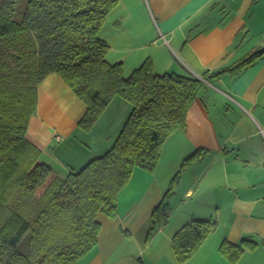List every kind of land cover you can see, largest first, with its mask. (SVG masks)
Instances as JSON below:
<instances>
[{"label":"crops","instance_id":"crops-1","mask_svg":"<svg viewBox=\"0 0 264 264\" xmlns=\"http://www.w3.org/2000/svg\"><path fill=\"white\" fill-rule=\"evenodd\" d=\"M99 37L110 48L107 62L120 64L126 79L150 62L158 76L203 80L264 50V0H122ZM205 83L185 131L163 145L155 172L136 168L118 216L99 214L98 245L78 264H180L174 237L213 219L216 231L187 264H231L221 253L224 241L261 256L249 264H264V55L237 77ZM131 110L117 97L84 131L87 106L51 74L38 87L27 139L40 149V163L67 178L112 149ZM199 151L203 156L185 166ZM176 178L168 221L148 239L153 212Z\"/></svg>","mask_w":264,"mask_h":264},{"label":"trees","instance_id":"trees-1","mask_svg":"<svg viewBox=\"0 0 264 264\" xmlns=\"http://www.w3.org/2000/svg\"><path fill=\"white\" fill-rule=\"evenodd\" d=\"M121 1L0 0V264H78L98 245L99 214L118 216L119 196L133 171L155 172L167 139L185 131L205 82L237 77L264 55L259 50L203 80L158 76L150 62L126 79L120 64L107 62L110 48L99 37ZM51 74L87 106L79 124L84 131L115 98L132 106L112 149L67 178L40 163V149L27 139L38 87ZM177 183L154 210L148 239L166 225ZM217 227L213 219L181 229L173 239L178 262L187 264ZM221 253L237 264L243 250L224 241Z\"/></svg>","mask_w":264,"mask_h":264},{"label":"rangeland","instance_id":"rangeland-1","mask_svg":"<svg viewBox=\"0 0 264 264\" xmlns=\"http://www.w3.org/2000/svg\"><path fill=\"white\" fill-rule=\"evenodd\" d=\"M131 112H132V110H131ZM131 114V113H130ZM103 125H104V122H103ZM87 142H88V140H87ZM106 154V153H105ZM102 156H104V155H102ZM89 164V163H88ZM87 164V165H88ZM260 242V241H259ZM262 242V241H261ZM260 255H264V253L263 252H260L259 253ZM244 255V254H243ZM242 255V257H241V260H239L238 262H239V264H249V259H250V261L251 260H254V259H260L261 258V256H258V255H251L250 253H248V252H246V254L243 256ZM207 256H208V254H207ZM203 264H214L213 262H205V260H204V258H203ZM218 264V263H217ZM238 264V263H237Z\"/></svg>","mask_w":264,"mask_h":264}]
</instances>
